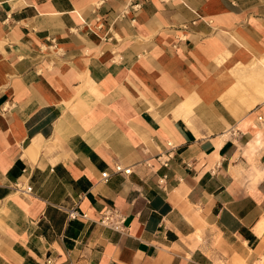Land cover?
I'll return each instance as SVG.
<instances>
[{
  "label": "crops",
  "instance_id": "1",
  "mask_svg": "<svg viewBox=\"0 0 264 264\" xmlns=\"http://www.w3.org/2000/svg\"><path fill=\"white\" fill-rule=\"evenodd\" d=\"M47 257L264 264V0H0V264Z\"/></svg>",
  "mask_w": 264,
  "mask_h": 264
},
{
  "label": "built area",
  "instance_id": "2",
  "mask_svg": "<svg viewBox=\"0 0 264 264\" xmlns=\"http://www.w3.org/2000/svg\"><path fill=\"white\" fill-rule=\"evenodd\" d=\"M114 171L117 173L130 174L132 172V167H124L122 164L118 163L115 165ZM109 176H110V174L107 171L102 173V178L105 181L108 179ZM16 187L19 191H23L26 194H31L33 191V187L30 185L23 186L22 184L18 183L16 185ZM78 215L79 214L76 210H72L69 212L70 218H76ZM101 222L104 225L114 226L116 229H119L123 220H122V218H120L117 210H106L103 214ZM43 264H56V263L52 257H47L44 260Z\"/></svg>",
  "mask_w": 264,
  "mask_h": 264
}]
</instances>
